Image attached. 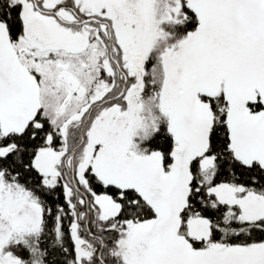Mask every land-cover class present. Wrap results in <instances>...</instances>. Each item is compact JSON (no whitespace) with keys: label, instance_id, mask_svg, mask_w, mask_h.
Instances as JSON below:
<instances>
[{"label":"snow or ice","instance_id":"1","mask_svg":"<svg viewBox=\"0 0 264 264\" xmlns=\"http://www.w3.org/2000/svg\"><path fill=\"white\" fill-rule=\"evenodd\" d=\"M0 264H264V0H0Z\"/></svg>","mask_w":264,"mask_h":264}]
</instances>
